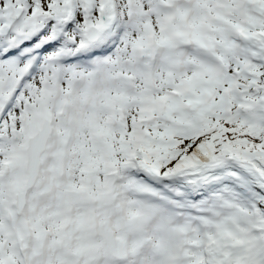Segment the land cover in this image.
Masks as SVG:
<instances>
[{
  "label": "snow or ice",
  "instance_id": "1",
  "mask_svg": "<svg viewBox=\"0 0 264 264\" xmlns=\"http://www.w3.org/2000/svg\"><path fill=\"white\" fill-rule=\"evenodd\" d=\"M0 264H264V0H0Z\"/></svg>",
  "mask_w": 264,
  "mask_h": 264
}]
</instances>
